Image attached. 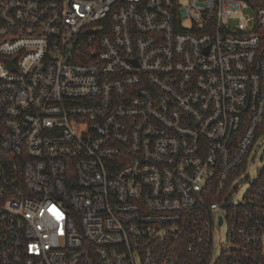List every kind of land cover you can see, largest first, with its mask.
I'll use <instances>...</instances> for the list:
<instances>
[{"label":"built area","instance_id":"2783aa9c","mask_svg":"<svg viewBox=\"0 0 264 264\" xmlns=\"http://www.w3.org/2000/svg\"><path fill=\"white\" fill-rule=\"evenodd\" d=\"M262 136L264 0H0V264H264Z\"/></svg>","mask_w":264,"mask_h":264},{"label":"rangeland","instance_id":"374dc122","mask_svg":"<svg viewBox=\"0 0 264 264\" xmlns=\"http://www.w3.org/2000/svg\"><path fill=\"white\" fill-rule=\"evenodd\" d=\"M254 156L253 160L249 161L246 172L249 173L250 175L254 176L256 173V168H260L264 165V136L260 137L258 139V142L254 148ZM220 234H219V233ZM216 231L213 235L214 239V245L216 249L218 248V245H222L226 243L225 237H224V226L219 228V231Z\"/></svg>","mask_w":264,"mask_h":264}]
</instances>
